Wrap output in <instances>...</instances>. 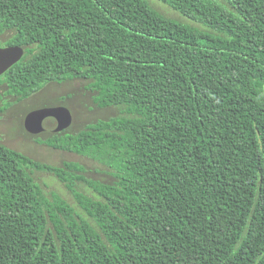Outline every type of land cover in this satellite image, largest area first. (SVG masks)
<instances>
[{
    "label": "trees",
    "instance_id": "16d2710c",
    "mask_svg": "<svg viewBox=\"0 0 264 264\" xmlns=\"http://www.w3.org/2000/svg\"><path fill=\"white\" fill-rule=\"evenodd\" d=\"M158 1L204 29L147 0H0L2 45L24 48L6 96L81 79L126 114L38 140L111 183L0 143V264H264V0Z\"/></svg>",
    "mask_w": 264,
    "mask_h": 264
},
{
    "label": "rangeland",
    "instance_id": "374dc122",
    "mask_svg": "<svg viewBox=\"0 0 264 264\" xmlns=\"http://www.w3.org/2000/svg\"><path fill=\"white\" fill-rule=\"evenodd\" d=\"M147 1L155 10L168 18L204 29L203 26L183 17L158 0ZM214 1L228 6L225 0ZM10 34L11 32L0 35V41H4ZM89 85L90 81L73 79L60 84L49 83L34 95L20 102H17L14 97L4 96L2 103L9 101L12 104L4 113L0 114V142L37 162L57 167L62 166L65 162H75L84 167V172L79 175L103 183L113 182L114 179L101 164L70 152L54 150L38 142V139L44 140L51 133L43 132L37 134V137H30L24 129L26 116L32 111L44 108L65 107L69 110L71 125L65 130L66 134H76L98 120L126 115L123 109L118 107L98 108L93 101L96 93L89 88ZM30 173L46 196L57 194L77 211H80L71 193L53 174L36 170L30 171ZM77 189L85 194H90L84 182H79Z\"/></svg>",
    "mask_w": 264,
    "mask_h": 264
},
{
    "label": "water",
    "instance_id": "95a60500",
    "mask_svg": "<svg viewBox=\"0 0 264 264\" xmlns=\"http://www.w3.org/2000/svg\"><path fill=\"white\" fill-rule=\"evenodd\" d=\"M24 55V48L19 46L1 47L0 76L16 64ZM71 125V114L65 107L44 108L30 112L24 119V129L30 134L43 132L57 134L64 132Z\"/></svg>",
    "mask_w": 264,
    "mask_h": 264
},
{
    "label": "flooded vegetation",
    "instance_id": "af4514ba",
    "mask_svg": "<svg viewBox=\"0 0 264 264\" xmlns=\"http://www.w3.org/2000/svg\"><path fill=\"white\" fill-rule=\"evenodd\" d=\"M0 43H1V47H3V48H5V47H9V46H3V45H2V41H0ZM3 88L5 89L4 91L2 90ZM5 91H6V87H5L4 85L0 84V105H2V102L4 101V100H3V97L6 96ZM2 94H3V96H2ZM25 131H26V130H25ZM64 132H65V131H64ZM26 133H27L28 136L30 135V137H37V134H36V135H34V134H30V133H28L27 131H26ZM44 133H47V132H44ZM0 137H1V136H0ZM29 139H30V138H29ZM38 140H41V139H38ZM0 143H2V142H0Z\"/></svg>",
    "mask_w": 264,
    "mask_h": 264
}]
</instances>
